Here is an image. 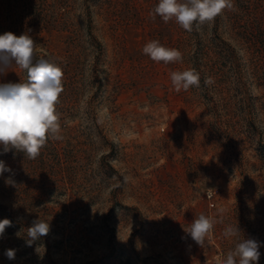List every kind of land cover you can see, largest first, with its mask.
Instances as JSON below:
<instances>
[{
    "label": "rangeland",
    "instance_id": "obj_1",
    "mask_svg": "<svg viewBox=\"0 0 264 264\" xmlns=\"http://www.w3.org/2000/svg\"><path fill=\"white\" fill-rule=\"evenodd\" d=\"M157 3L0 0V35L28 34L63 71L62 139L36 159L0 155L12 169L0 176V220L12 221L0 264H217L236 243L229 224L264 264V0H233L192 32L153 19ZM152 40L182 62L152 61ZM187 69L200 86L177 92L171 72ZM25 79L15 66L0 74ZM201 213L222 221L203 246L186 232ZM37 219L50 231L27 246Z\"/></svg>",
    "mask_w": 264,
    "mask_h": 264
},
{
    "label": "clouds",
    "instance_id": "obj_2",
    "mask_svg": "<svg viewBox=\"0 0 264 264\" xmlns=\"http://www.w3.org/2000/svg\"><path fill=\"white\" fill-rule=\"evenodd\" d=\"M233 0H158L150 16H159L165 23L174 20L183 30L192 32L200 30L211 23L225 10H232ZM36 43L28 34L16 36L12 32L0 35V74H4L13 66L26 72V79L19 83H0V146L3 155L15 150L28 159H36L48 140H60L61 125L59 113L56 111L58 97L62 88V69L41 57L35 55ZM154 62H182V53L163 46L158 40L146 43L142 49ZM171 84L175 91H187L190 87L200 86V75L195 69L171 72ZM212 83L211 78L205 80ZM12 169L0 160V176ZM6 184L13 185L15 181L9 176ZM212 197V190L207 193ZM222 211V210H221ZM222 221L199 214L186 229L191 239L200 246L214 226ZM12 226L9 219L0 220V237L7 227ZM48 221L37 219L27 229V246L41 237L48 235ZM224 238L236 240L235 246L217 264H256L260 257V244L254 239H240V230L231 224L222 232ZM15 249H8L5 255L9 260L15 259Z\"/></svg>",
    "mask_w": 264,
    "mask_h": 264
},
{
    "label": "trees",
    "instance_id": "obj_3",
    "mask_svg": "<svg viewBox=\"0 0 264 264\" xmlns=\"http://www.w3.org/2000/svg\"><path fill=\"white\" fill-rule=\"evenodd\" d=\"M254 14H256V11H255V13ZM260 23H262V21H260ZM253 34V33H252ZM262 40V42H264V40L263 39H258V41H261Z\"/></svg>",
    "mask_w": 264,
    "mask_h": 264
}]
</instances>
